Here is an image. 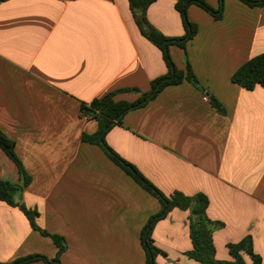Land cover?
<instances>
[{"label": "crops", "instance_id": "crops-1", "mask_svg": "<svg viewBox=\"0 0 264 264\" xmlns=\"http://www.w3.org/2000/svg\"><path fill=\"white\" fill-rule=\"evenodd\" d=\"M204 1L220 7V0ZM188 18L198 27L187 58L199 88L186 80L166 87L105 140L166 196L208 197L209 219L223 224L213 232L217 260L234 261L229 244L250 238L264 264V87L232 81L264 53V7L224 0L221 20L196 5ZM147 19L166 37L186 35L176 0H157ZM170 53L186 71L184 50L171 46ZM168 71L128 0H0V130L31 180L21 202L37 213L34 228L20 206L0 202V263L41 256L61 264H147L143 231L161 203L85 139L97 136L99 122L82 105L125 89L135 91L114 101L136 103ZM0 180L22 183L1 147ZM191 216L174 209L156 225L155 245L168 255L157 264H201L187 256ZM42 231L62 238L66 250L59 254Z\"/></svg>", "mask_w": 264, "mask_h": 264}, {"label": "trees", "instance_id": "trees-1", "mask_svg": "<svg viewBox=\"0 0 264 264\" xmlns=\"http://www.w3.org/2000/svg\"><path fill=\"white\" fill-rule=\"evenodd\" d=\"M130 9L141 29L143 36L152 44L157 46L164 55L165 62L168 67V73L152 82L151 92L144 94L141 100L136 103H117L114 97L120 92H130L135 90L125 89L113 91L101 98L95 99L90 104H83V113L99 122V132L95 138L85 137L90 142H95L103 148L109 158L121 167L133 180L145 189L149 194L158 199L161 203V211L153 216L145 226L142 236V244L146 252L147 264H157V257L162 256L167 258L166 252L155 245L153 239V231L156 225L166 219L174 209L190 210L191 216V238L193 242V250L187 252V256L201 264H246L239 253L246 252L253 260L254 264H261V259L253 251L252 241L247 238L239 244H229L231 255L235 258L234 261H219L215 258L216 249L213 242V232L217 227H223L222 223L213 222L207 215L209 207V199L206 195L200 194L195 197H188L182 193H175L168 197L148 181L133 165L122 159L116 154L106 143V135L116 124H121L122 119L129 112L140 109L154 99L163 89L168 86L179 85L183 81H188L195 87L199 88V82L192 70L190 62L187 58V45L195 38L198 33V27L193 24L188 18V9L192 5H196L216 20H221L224 13V0H220L218 9L212 8L204 0H176V9L181 14L183 23L186 29V35L180 38H169L155 29L147 19L149 7L157 0H128ZM251 8L264 7V0H240ZM177 46L184 50L186 56V71L177 69L170 53V47ZM232 81L240 86L254 90L257 86L264 87V53L252 58L246 62L232 77ZM215 107L219 111H224L221 104L214 102ZM0 147L5 153L17 164L20 170L22 183L12 184L7 181L0 180V202H5L8 205L15 207L20 206L22 211L27 215L34 228L37 215L27 209L21 202L24 188L30 183V178L27 176L23 164L19 159L15 143L0 130ZM44 235L50 236L59 247V254L66 250L65 241L58 236H51L42 231ZM43 260L48 264H61L57 258L50 262L48 259L41 256H33L26 259L18 260L12 264H30L35 261ZM2 264V263H0Z\"/></svg>", "mask_w": 264, "mask_h": 264}, {"label": "built area", "instance_id": "built-area-1", "mask_svg": "<svg viewBox=\"0 0 264 264\" xmlns=\"http://www.w3.org/2000/svg\"><path fill=\"white\" fill-rule=\"evenodd\" d=\"M209 100V98L208 97H204V101H208Z\"/></svg>", "mask_w": 264, "mask_h": 264}]
</instances>
